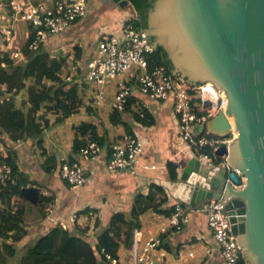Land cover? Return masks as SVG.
Returning a JSON list of instances; mask_svg holds the SVG:
<instances>
[{"label": "water", "instance_id": "water-1", "mask_svg": "<svg viewBox=\"0 0 264 264\" xmlns=\"http://www.w3.org/2000/svg\"><path fill=\"white\" fill-rule=\"evenodd\" d=\"M143 31L153 49L167 54L173 75L225 94L224 111L206 129L223 140L216 155L238 171L191 158L164 187L194 211L211 201L225 204L246 264H264V0H155ZM228 118L237 132L231 144L224 141ZM41 191L29 186L20 197L36 205Z\"/></svg>", "mask_w": 264, "mask_h": 264}, {"label": "trees", "instance_id": "trees-1", "mask_svg": "<svg viewBox=\"0 0 264 264\" xmlns=\"http://www.w3.org/2000/svg\"><path fill=\"white\" fill-rule=\"evenodd\" d=\"M96 1L102 2V0ZM128 1L131 5L122 11L133 10L136 14V17L132 19L134 26L145 30L148 12L155 0ZM86 17L87 15L76 20L73 23L74 26H77ZM35 35L36 31L30 27L23 52L24 59L20 63L16 62L15 52L11 51L9 47L5 52L0 49V165L7 164L12 168L11 180L5 185H0V201L7 205L5 210L0 208V264H8L16 257L15 245L21 244L30 233L26 224L29 214H31L28 206L14 207L12 200L19 197L21 190L28 187L30 183L36 185V182H29L24 178L14 148L19 147L22 140H37V144L40 145V149L44 151L43 155L46 157L42 166L43 170L52 174L58 167L61 169L63 161H59L55 154L48 156V151L43 146L44 132L52 126L49 116L56 117L55 124L63 123L70 117L79 114L86 104L85 89L87 85L84 83L79 85L77 83L80 80L78 76L75 80L71 79L70 81L68 76L64 77L67 58H59L46 51L47 43H53L57 36L62 34L49 37L47 42L41 44L37 50H32L29 47L35 40ZM75 50L76 57L80 60L82 50L79 47H75ZM150 65L161 67L170 74L173 71L167 54L161 48L157 49ZM132 85L135 88L137 83L133 81ZM80 87H85V89H80ZM20 96L23 97L18 105L16 99ZM135 102L134 96L131 95L123 111L112 109L108 116L112 127H122L128 132V136L132 137H136L133 126L138 124L152 126L155 123L144 106H140L137 111L132 109ZM199 103L200 101L195 99L192 103L193 107ZM87 110L92 112L88 106ZM195 111L198 112L197 107H195ZM198 114L202 115L200 112ZM101 127L103 125L84 122L73 128V156L68 159L69 162L77 160L74 156H78L80 149L91 143H98L107 152H110L109 147L112 142L107 131H102ZM121 139L122 137L119 140ZM3 149H7L9 154L4 155ZM201 154L213 157L212 150L209 148L198 152V155ZM214 163L219 164V161L216 160ZM166 167L171 182L177 181L179 170L184 168L183 165L175 162H168ZM158 195L162 198L158 199ZM53 203L54 198L40 195L39 202L36 204L40 212V224L48 220L46 207ZM167 203L165 189L152 184L147 196L139 194L136 197L130 219L123 213L113 215L109 227L98 235L97 242L87 236L86 231L74 233L59 225H53L49 233L40 237L27 250L24 262L21 264H101L107 262L106 254L119 262L121 245L126 250H132L134 231L140 228V216L150 209L161 211L166 216H172L176 203L171 208L163 210L162 207ZM241 264H246L244 258L241 259Z\"/></svg>", "mask_w": 264, "mask_h": 264}, {"label": "crops", "instance_id": "crops-1", "mask_svg": "<svg viewBox=\"0 0 264 264\" xmlns=\"http://www.w3.org/2000/svg\"><path fill=\"white\" fill-rule=\"evenodd\" d=\"M90 2L93 7V11L89 9ZM5 3L8 6L6 11L4 9ZM11 3L20 5L23 10H28L31 7L40 5L52 7V0H0V31L11 30L14 32L18 29V24L16 25V22H12L13 19L22 21L20 28L24 31L27 42L31 26L29 23L20 20V14H16L11 7ZM96 3L97 1L93 5L92 1H89V14L87 11L88 16H92L94 10H102V13H98V17L96 19L90 23V18L84 19L78 23L77 26H74L73 24L67 31H65V33H63V35L73 40V37L84 33L91 34L97 38L98 34H101L100 37H102L103 32L112 33L118 31L121 20L127 19V11L123 12L122 10L124 8H121L118 4H115L112 1H102L99 2L100 4ZM110 13L122 14L119 15L114 22H112L110 21ZM7 24L9 25L6 30L1 29L3 26H7ZM6 36L7 35H5V37ZM9 43L10 42L7 41L3 42L0 44V48L2 46L4 49L3 51H6L7 48L11 46ZM84 83L86 85H91L87 80L84 81ZM117 84L114 87V91L112 89V92L109 95V97L111 98L112 96V98H109L108 103L104 102L105 106L101 110L102 114L107 113V117L112 111V104L117 92ZM93 88L94 86L91 85L90 91H88L89 89L87 90V88L85 90V102H88L86 104L88 108L93 107V105L90 106L89 102L96 101L97 93L93 92ZM133 93L134 94H132V96H134L136 102L134 103L132 109L137 111L140 109V106H144L155 122L152 126L140 124L133 126L134 134H136V136H138L145 144L144 152L138 158V162L135 165L133 172L108 171L106 168L105 156L96 162H89L83 160L79 156H74L75 159L79 160L80 164L84 167L87 178L85 186L80 191H75L62 179L59 167L52 174H48L43 170L42 166L44 165L46 157L43 155L44 151L42 149L39 151L36 147L38 152L33 153V151L27 148L23 153H17V161L21 167V172L24 178L29 182H36V185L30 183L28 187H39L42 190L41 194L45 197L54 198V203L49 205V207H46L49 221L46 220L44 223L40 224V216L33 217L32 213L29 214V219L26 224L30 233L29 236L24 238L20 244L22 247L27 245L29 249L40 237L49 233L52 226L56 224L52 223L51 219L56 220L59 224H63L71 232L82 233L86 231L87 236L97 242L98 235L109 227L113 215L123 213L128 219H130L132 207L136 197L139 194L147 196L150 192V186L152 184L161 186L165 189L168 203L162 207L163 210L171 208L177 202V200L169 194L168 189L163 185L164 183L171 182L166 165L168 162H175L185 167L191 158L189 156L187 157L186 155L179 154V149H176L175 139L177 135V120L173 114L172 103L152 101L139 91L138 86H135ZM79 114L74 116L78 117ZM74 116L70 117L63 123H54V125L51 123L52 126L45 130L42 139L43 146L48 151V156L55 154L59 161H64L65 159L68 160L73 156V128L77 127L73 123ZM105 119L102 121L104 122ZM71 120L72 123L70 124V127H65V124ZM100 122L101 121L99 120H97V122H94L93 120L90 123L98 125ZM101 128L102 131H107L111 142L114 141L115 137H123L122 139H124L128 136V132L125 129L122 127H112L109 121ZM63 130H65L64 132L66 135L59 137V131ZM69 131L70 135L68 133ZM65 136H70L71 145L63 151L58 148L57 144L61 143ZM15 149L16 148H14V150ZM7 152L8 150L5 149L4 155H8ZM27 159L28 161L34 159H38L37 162L40 161L39 170L35 171L33 175L30 173L32 172L30 168H22V162ZM183 169L184 168L179 170V175ZM157 198H162V196L158 195ZM15 200L22 202L26 201L25 198L20 196L15 197L12 200V206L14 207ZM0 208L5 210L7 205L0 201ZM73 214L77 215L76 222L74 224L69 220ZM170 218L171 216H166V214L161 211H155L153 209L144 212L140 216V228L138 229L141 233L140 251L143 252L146 242L150 239L161 238V247L153 253L155 264H223L218 251H213L211 255L206 253V249L212 246V236L208 227L206 216L203 213L193 210L190 216V224L182 231H177L171 226ZM186 249H188V257L193 259L194 262L191 263L188 257L186 258L184 252ZM190 253H193V257L190 256ZM131 254L132 252L130 250H126V248L121 245L119 250L120 264L130 262L129 258L131 257Z\"/></svg>", "mask_w": 264, "mask_h": 264}, {"label": "built area", "instance_id": "built-area-1", "mask_svg": "<svg viewBox=\"0 0 264 264\" xmlns=\"http://www.w3.org/2000/svg\"><path fill=\"white\" fill-rule=\"evenodd\" d=\"M11 7L36 31L35 40L29 48L37 50L48 37L62 34L76 20L84 18L88 11V0H52L53 8L40 5L23 10L15 3H11ZM11 35L12 31L8 30V41L11 40ZM103 37L105 39H101L96 56L88 62L85 77L98 88L97 103L104 102L105 87L108 82L115 80L118 84L112 108L123 111L127 100L133 94L132 82L135 81L139 91L150 100L172 103L173 114L177 120L175 141L179 154L196 158L203 163H214L217 160L219 165L232 173L227 158L216 155L223 140L211 135L206 129L207 123L218 114V106L224 105L225 94L212 84L192 86L161 67H152L150 61L157 50L151 47L144 31L134 26L132 18L122 19L118 31L105 32ZM15 57H19V54ZM195 99L200 101L195 107L201 116L193 107ZM236 138V129L231 126L230 136L224 141L231 144ZM144 146V142L138 136H128L120 144H111L110 152L98 143H91L80 149L78 156L89 162H96L105 156L108 171L133 172L138 158L144 152ZM206 148L212 150V158L206 154L198 155V152ZM60 176L72 189H81L87 183L86 171L79 160L73 162L64 160ZM11 178L12 168L7 164L0 165V185H5ZM222 205L219 201L208 202L199 210L206 216L212 236V246L206 249V253L211 255L213 251H218L224 264H241L242 249L237 236L233 234L230 216ZM192 211L189 206L176 203L170 218L171 226L177 231H182L190 224ZM76 216L75 214L70 218L71 223H75ZM51 222L67 229L54 219H51ZM140 235L139 230L134 231L131 250L133 261L130 264H155L153 253L161 247V238L147 241L143 252L140 253ZM190 256L193 257V253H190ZM105 257L109 263L120 264L108 254Z\"/></svg>", "mask_w": 264, "mask_h": 264}, {"label": "rangeland", "instance_id": "rangeland-1", "mask_svg": "<svg viewBox=\"0 0 264 264\" xmlns=\"http://www.w3.org/2000/svg\"><path fill=\"white\" fill-rule=\"evenodd\" d=\"M95 2H96V0H92V4L93 5L95 4ZM96 4H100L99 1H97ZM89 6H90L89 9L91 11H93V7L91 6V2L89 4ZM7 7L8 6L5 3V5H4L5 11H6ZM98 13L101 14L102 10H100V11H95L94 10V13H93L92 16H88V14H89V11H88L87 17L85 19L90 18V21H89V23H90V22H92L94 19H96L98 17ZM121 14L122 13H119V14H111L110 13L109 14L110 21L114 22L119 17V15H121ZM135 17H136V14L133 12V10L128 9L127 10V19L128 20L131 19V18L134 19ZM19 18H20V20H22V15H19ZM101 21H103V20H101ZM12 22H16V25L18 24V29H16L14 32L12 31V35H11V40L10 41L7 40L8 36L5 37V35H7V31H0V44H2L5 41L10 42L9 44H11V46H9V48H10L11 51L15 52L14 57L17 54H19V57H15V58L17 59L16 62L20 63L24 59L23 52L25 50L26 38H25L24 31L20 28V24H21L22 21H18L17 19H13ZM8 25L9 24H7V26H3V28H1V29H5L6 30L8 28ZM100 36H101V34L100 35L98 34V36L96 38L95 36H93L91 34L84 33L82 35H77V36L73 37L72 38L73 40H71V38L69 39L68 37H66L62 33V35L57 36L56 41H54L53 43H50V42L47 43L46 51L49 52L50 54H53V55L59 57V58H67V63L65 65V67H64V77L68 76V78H70L72 80L73 79L75 80L76 77L78 76V78H80V80L77 81V83L79 85H81L86 80L84 78L86 77V74H87V65H88L89 60H91L92 58H94L96 56L97 50H98V46H99V43H100L101 39L102 38L105 39L103 36L102 37H100ZM50 37H54V36H50ZM48 39H49V37H48ZM75 47H79L82 50V58L80 60H78L77 57H76ZM0 49L2 51L4 50L2 48V46H1ZM7 50H8V48H7ZM90 84L93 85L92 83H90ZM116 84H117V81H115V80L108 82V85L105 87V89L107 91V96L105 97L106 101H104V102L108 103V100L110 98L109 95L111 94L112 89L114 91V87L116 86ZM91 85H87L86 86L87 90L89 89L88 91L91 90ZM83 88L85 89V87H83ZM83 88H80V89H83ZM93 92L94 93H98V88L96 86H94ZM22 97L23 96H20V97H18L16 99V102L18 103V105L20 104V102L22 100ZM111 98H112V96H111ZM104 102H102L101 104H98L97 101L89 102L90 106L93 105V107H90L92 112H88L87 111V105H86L88 103L87 102L85 104L84 108L81 110V112L78 115V117L74 116V118H73L74 125L80 126L81 123L84 122V121H87V122L90 123L93 120H94V122H97V120L101 121L100 124H98L99 126L106 125L108 123L107 113L102 114V111H101L102 108L105 106ZM49 118H50L51 123L54 124L56 117L55 116H49ZM103 119H105L104 122L102 121ZM69 122L67 124H65V127H70V124L72 123V120L69 121ZM64 131L65 130L59 131V137H62L63 135H66V133ZM199 131H201V128L199 129ZM68 133L70 135V131ZM69 137L65 136L63 138L62 142L57 144L58 148H60L63 151H65L71 145V138H69ZM120 138L121 137H115L114 141L112 142V144L113 143L120 144V143H122V140H124L126 137L124 139L119 140ZM19 145L20 146L16 148L17 150L15 149V151L17 153H23L24 150H26L27 148L30 149L31 151H33V153L34 152H38L37 149L39 151L41 150L40 149V145L37 144V140H34V139L22 140V141H20ZM36 147H37V149H36ZM2 152L4 153L5 149H3ZM7 153L9 154V152H7ZM31 154H32V152H31ZM37 160L38 159H34V160H31V161H28V159L25 160L24 162H22V168L23 169H25V167L26 168H30V170H32V172H30V173L33 175L35 173V171L39 170V167H40V161L37 162ZM28 175L31 176L30 174H28ZM81 189H78V190L74 189V190L75 191H80ZM30 204L31 203H29L27 200L23 201V202L15 200V206H19V205L28 206L27 208H29V211L32 213V216L33 217H39V213L40 212H39V209L37 207L38 205H36L34 207V206H31ZM47 207H49V205ZM74 215L75 214H73L71 217H73ZM76 218H77V216H76ZM136 230H138V229H136ZM133 241H134V238H133ZM15 246H16V250H17L16 257L14 259H12L8 264H21L22 262H24L23 259H24L25 255L27 253L28 246L26 245L25 247H22L20 244H16ZM184 252H185V256L187 258L188 257V249H186ZM140 253H142V251H140ZM188 259L191 261V263L194 262L193 259H190L189 257H188ZM113 260H115V259H113ZM129 261L130 262H126L125 264H130L133 261V258L130 257ZM101 264H113V263L106 262V263H101ZM223 264H224V262H223Z\"/></svg>", "mask_w": 264, "mask_h": 264}, {"label": "bare ground", "instance_id": "bare-ground-1", "mask_svg": "<svg viewBox=\"0 0 264 264\" xmlns=\"http://www.w3.org/2000/svg\"><path fill=\"white\" fill-rule=\"evenodd\" d=\"M23 47V46H22ZM206 99H208V97H206ZM226 99H227V97H226ZM224 101H226V100H224ZM114 103V102H113ZM218 108H219V111L217 112V113H219V112H221V111H224V105L223 106H218ZM228 120H229V118H228ZM229 123H230V125L232 126V128H234L233 127V125H232V123L230 122V120H229ZM236 129V128H235ZM217 165V164H216ZM219 165V164H218ZM232 171L234 172V173H238V171L235 169V168H233L232 167ZM228 174H230V172H228ZM211 202H213V201H211ZM219 202H221V201H219ZM222 203V202H221ZM223 204V203H222ZM223 206V208H225L226 209V207H225V204H223L222 205ZM228 213V212H227ZM232 224V223H231Z\"/></svg>", "mask_w": 264, "mask_h": 264}]
</instances>
